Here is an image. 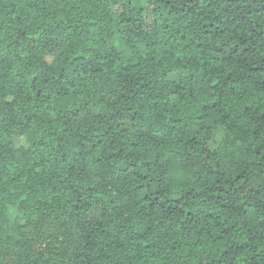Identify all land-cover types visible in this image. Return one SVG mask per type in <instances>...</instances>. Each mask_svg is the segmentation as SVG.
Returning a JSON list of instances; mask_svg holds the SVG:
<instances>
[{"label": "trees", "instance_id": "trees-1", "mask_svg": "<svg viewBox=\"0 0 264 264\" xmlns=\"http://www.w3.org/2000/svg\"><path fill=\"white\" fill-rule=\"evenodd\" d=\"M0 264H264V0H0Z\"/></svg>", "mask_w": 264, "mask_h": 264}, {"label": "rangeland", "instance_id": "rangeland-1", "mask_svg": "<svg viewBox=\"0 0 264 264\" xmlns=\"http://www.w3.org/2000/svg\"><path fill=\"white\" fill-rule=\"evenodd\" d=\"M225 143H226V140H225Z\"/></svg>", "mask_w": 264, "mask_h": 264}]
</instances>
